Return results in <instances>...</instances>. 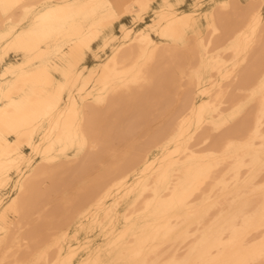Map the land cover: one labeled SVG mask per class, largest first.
Segmentation results:
<instances>
[{
    "label": "bare ground",
    "instance_id": "6f19581e",
    "mask_svg": "<svg viewBox=\"0 0 264 264\" xmlns=\"http://www.w3.org/2000/svg\"><path fill=\"white\" fill-rule=\"evenodd\" d=\"M187 1L0 0V264H264V0Z\"/></svg>",
    "mask_w": 264,
    "mask_h": 264
},
{
    "label": "rangeland",
    "instance_id": "374dc122",
    "mask_svg": "<svg viewBox=\"0 0 264 264\" xmlns=\"http://www.w3.org/2000/svg\"><path fill=\"white\" fill-rule=\"evenodd\" d=\"M190 2H192V0H188V1H187V5H189ZM187 5L185 6V8H187ZM206 7H208V4L205 5L203 8H206ZM151 18H152V12H149V13L147 14L146 20H147V21H150ZM124 22L127 23L129 26H136V28H138V27H140V26H142V25L144 24L143 22H141V23H134L131 17H126V18L124 19ZM118 30H119V28L116 29V31H118ZM11 58L13 59V58H15V57L12 55ZM93 62H94V60L90 57V58L88 59V63L91 64V63H93ZM120 120H121V118L118 120V122H119Z\"/></svg>",
    "mask_w": 264,
    "mask_h": 264
}]
</instances>
